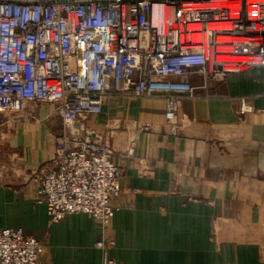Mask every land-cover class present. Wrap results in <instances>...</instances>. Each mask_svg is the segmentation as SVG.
I'll list each match as a JSON object with an SVG mask.
<instances>
[{
  "label": "built area",
  "instance_id": "1",
  "mask_svg": "<svg viewBox=\"0 0 264 264\" xmlns=\"http://www.w3.org/2000/svg\"><path fill=\"white\" fill-rule=\"evenodd\" d=\"M256 67H264V0H0V117L52 105L62 130L34 176L36 200L52 223L79 213L97 221L102 264H118L109 229L133 205L118 202L123 167L87 119L110 97L162 98L177 135L186 99ZM238 101L241 116L252 112L248 98ZM44 254L37 238L0 230V264H44Z\"/></svg>",
  "mask_w": 264,
  "mask_h": 264
},
{
  "label": "crops",
  "instance_id": "2",
  "mask_svg": "<svg viewBox=\"0 0 264 264\" xmlns=\"http://www.w3.org/2000/svg\"><path fill=\"white\" fill-rule=\"evenodd\" d=\"M208 85L183 102L177 135L162 98L110 97L87 119L123 167L118 202L133 205L109 229L118 264H264V67ZM243 97L253 110L241 116ZM8 119L0 120V230L37 238L44 264H102L97 221L79 213L52 223L36 200L34 176L62 130L52 105Z\"/></svg>",
  "mask_w": 264,
  "mask_h": 264
},
{
  "label": "rangeland",
  "instance_id": "3",
  "mask_svg": "<svg viewBox=\"0 0 264 264\" xmlns=\"http://www.w3.org/2000/svg\"><path fill=\"white\" fill-rule=\"evenodd\" d=\"M0 120H2V124L6 123L9 119L8 118H4V117H0Z\"/></svg>",
  "mask_w": 264,
  "mask_h": 264
}]
</instances>
